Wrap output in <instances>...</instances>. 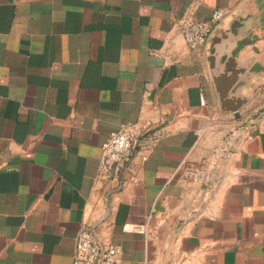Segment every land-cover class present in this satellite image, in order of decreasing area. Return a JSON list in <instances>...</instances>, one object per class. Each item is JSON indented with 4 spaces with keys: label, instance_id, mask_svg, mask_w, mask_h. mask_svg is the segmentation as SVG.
Returning <instances> with one entry per match:
<instances>
[{
    "label": "crops",
    "instance_id": "0c3cea01",
    "mask_svg": "<svg viewBox=\"0 0 264 264\" xmlns=\"http://www.w3.org/2000/svg\"><path fill=\"white\" fill-rule=\"evenodd\" d=\"M217 9L190 52L179 23ZM122 122L137 140L101 179ZM81 224L121 264H264V0H0V264H72Z\"/></svg>",
    "mask_w": 264,
    "mask_h": 264
},
{
    "label": "built area",
    "instance_id": "2783aa9c",
    "mask_svg": "<svg viewBox=\"0 0 264 264\" xmlns=\"http://www.w3.org/2000/svg\"><path fill=\"white\" fill-rule=\"evenodd\" d=\"M226 13L224 10H214L206 21L188 19L179 23L178 30L190 52L203 48L213 27L219 23ZM138 137L135 124L122 122L117 129L110 133L101 145V160L99 177L101 179L118 180L124 164L128 161L132 148ZM142 145L145 149L153 148L159 141L160 135L145 128ZM123 229L128 230L127 226ZM72 264H121V248L111 243L101 245L93 239L90 228L81 224L74 244Z\"/></svg>",
    "mask_w": 264,
    "mask_h": 264
},
{
    "label": "water",
    "instance_id": "95a60500",
    "mask_svg": "<svg viewBox=\"0 0 264 264\" xmlns=\"http://www.w3.org/2000/svg\"><path fill=\"white\" fill-rule=\"evenodd\" d=\"M237 28V25L236 26H232V29H236ZM214 34V31L211 32L210 36L208 37L207 39V42L210 40V38L213 36ZM222 39H225L226 38V35H222L221 36ZM216 42H219V39L217 40H213L212 43L214 44ZM206 42V44H207ZM245 42H237L236 43V47L235 49L231 52V58L226 60V62L224 63V68H223V72L221 74H217V76L215 77V84H221V82L223 81V79L225 80V76L224 75H229V77L227 78V83H229L227 86H224L222 88V90L218 91L219 93V96L220 98L222 99L223 102H226L227 100V97H228V93H229V89L231 87H235L236 83L235 81L237 80L236 76H237V73L236 72H233L231 70V65L233 63V58L237 55V53L241 50V47L243 46ZM213 53V52H212ZM223 61V60H222ZM241 72V71H240ZM228 107H226V110L228 112H231L235 115V117H238L239 115V110L241 109V107L243 106V104L245 103V100H242V99H237L233 104H232V101H229L228 100Z\"/></svg>",
    "mask_w": 264,
    "mask_h": 264
}]
</instances>
